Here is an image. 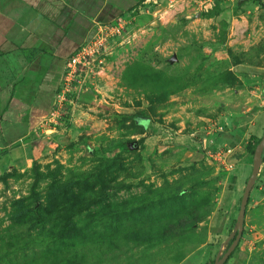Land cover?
Wrapping results in <instances>:
<instances>
[{
  "label": "rangeland",
  "instance_id": "374dc122",
  "mask_svg": "<svg viewBox=\"0 0 264 264\" xmlns=\"http://www.w3.org/2000/svg\"><path fill=\"white\" fill-rule=\"evenodd\" d=\"M223 1L139 6L66 67L0 171V264H264V147L237 233L252 155L199 145L264 131V8Z\"/></svg>",
  "mask_w": 264,
  "mask_h": 264
},
{
  "label": "crops",
  "instance_id": "0c3cea01",
  "mask_svg": "<svg viewBox=\"0 0 264 264\" xmlns=\"http://www.w3.org/2000/svg\"><path fill=\"white\" fill-rule=\"evenodd\" d=\"M208 1L211 2L0 0V110L6 104L0 111V171L14 161L11 159L14 149H26L27 145L21 144V138L31 129L37 115L43 112L47 101L59 89L63 81L65 61L75 54L95 25L109 24L119 17L125 18L139 6L147 5L156 10L160 5H166L175 10L193 4L204 5ZM236 1L239 3L241 0ZM258 2L264 4V0ZM246 3V7L249 5L262 9L255 1L246 0ZM249 124L246 121L241 126ZM241 126H236L224 132L225 136H221L223 141L233 143L228 148L230 152L242 149V144L246 143L243 141L244 133L248 131L251 136L260 138L250 130L244 131ZM242 153L241 161L245 163L247 153L244 154V150ZM232 191L227 193V198L232 195Z\"/></svg>",
  "mask_w": 264,
  "mask_h": 264
},
{
  "label": "built area",
  "instance_id": "2783aa9c",
  "mask_svg": "<svg viewBox=\"0 0 264 264\" xmlns=\"http://www.w3.org/2000/svg\"><path fill=\"white\" fill-rule=\"evenodd\" d=\"M123 23V17H119L112 23L95 25L88 38L76 50L75 54L65 61L64 72L66 67H69L70 65L74 66V64L79 63V59H83L84 56H88L92 52L96 53V55H103L108 45H106V39L108 37L112 38L118 30L121 29ZM98 50H100V53H98ZM199 145L205 154L214 158L215 161H218L224 166L226 171L229 170L230 165L226 163V154L230 152L229 149H226V151H220L219 147L214 145L213 140L205 135L201 136Z\"/></svg>",
  "mask_w": 264,
  "mask_h": 264
},
{
  "label": "water",
  "instance_id": "95a60500",
  "mask_svg": "<svg viewBox=\"0 0 264 264\" xmlns=\"http://www.w3.org/2000/svg\"><path fill=\"white\" fill-rule=\"evenodd\" d=\"M264 147V131L261 135V137L259 138L258 143L256 144V146L254 147L253 153H252V158H251V170L249 173V176L245 182L244 188L242 190L240 199H239V204H238V210H237V214H236V218H235V232L239 233L240 229H241V225H242V219L245 213V208L247 205V200H248V196H249V192L253 186V183L255 181V177L256 174L259 171V166L261 163L260 160V153L262 148ZM232 235V234H231ZM237 241V239H236ZM234 244H232V246L229 249V252L232 250ZM214 264H217V262H215Z\"/></svg>",
  "mask_w": 264,
  "mask_h": 264
},
{
  "label": "trees",
  "instance_id": "16d2710c",
  "mask_svg": "<svg viewBox=\"0 0 264 264\" xmlns=\"http://www.w3.org/2000/svg\"><path fill=\"white\" fill-rule=\"evenodd\" d=\"M260 7L264 8V4H261L258 2V0L255 1ZM6 106V104H4V106L1 108V112L3 110V108ZM0 112V113H1ZM259 141V138H256L254 136H251V135H248L247 136V140H246V143L242 144V148L244 150L245 153L249 154V155H252L253 153V150H254V147L256 146V144L258 143ZM229 146H233V143H229L228 144ZM233 181V179H232ZM230 189V188H229ZM230 191V190H229Z\"/></svg>",
  "mask_w": 264,
  "mask_h": 264
}]
</instances>
